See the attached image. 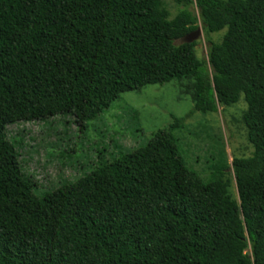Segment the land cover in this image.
<instances>
[{
    "label": "trees",
    "instance_id": "trees-1",
    "mask_svg": "<svg viewBox=\"0 0 264 264\" xmlns=\"http://www.w3.org/2000/svg\"><path fill=\"white\" fill-rule=\"evenodd\" d=\"M174 1L170 20L163 0H0V264H264V0ZM199 27L204 60L174 44ZM174 80L192 83V112L246 104L237 200L222 169H187L176 119L36 195L8 126L61 116L81 133L121 94Z\"/></svg>",
    "mask_w": 264,
    "mask_h": 264
},
{
    "label": "rangeland",
    "instance_id": "rangeland-1",
    "mask_svg": "<svg viewBox=\"0 0 264 264\" xmlns=\"http://www.w3.org/2000/svg\"><path fill=\"white\" fill-rule=\"evenodd\" d=\"M163 6L170 20L185 9L174 0H163ZM187 10L196 13L194 6ZM224 33L209 34L208 38L219 43ZM194 43L196 57L204 60L208 44L202 29ZM174 44L178 46L182 40ZM192 108V83L174 80L121 94L81 133L71 119L61 116L46 122L18 123L8 126L7 132L11 137H23V168L34 176L36 195L41 197L89 174L101 157L109 161L117 148L126 152L144 146L155 133L172 126L174 119L182 120L174 134L187 169L203 181L219 176L214 173L222 169L220 177L230 179L229 193L237 200L231 164L233 159L249 158L253 152L242 123L246 104L240 98L231 107L206 114L192 112Z\"/></svg>",
    "mask_w": 264,
    "mask_h": 264
},
{
    "label": "water",
    "instance_id": "water-1",
    "mask_svg": "<svg viewBox=\"0 0 264 264\" xmlns=\"http://www.w3.org/2000/svg\"><path fill=\"white\" fill-rule=\"evenodd\" d=\"M200 33H201V29L199 27V28H197L195 33H190V34L186 35L185 37H183L182 43H187V44L193 43Z\"/></svg>",
    "mask_w": 264,
    "mask_h": 264
}]
</instances>
